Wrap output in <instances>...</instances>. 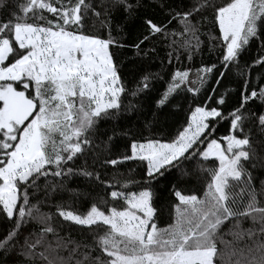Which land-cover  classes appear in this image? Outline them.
Returning <instances> with one entry per match:
<instances>
[{
	"label": "snow or ice",
	"instance_id": "snow-or-ice-1",
	"mask_svg": "<svg viewBox=\"0 0 264 264\" xmlns=\"http://www.w3.org/2000/svg\"><path fill=\"white\" fill-rule=\"evenodd\" d=\"M253 71L264 0H0V264H264Z\"/></svg>",
	"mask_w": 264,
	"mask_h": 264
},
{
	"label": "trees",
	"instance_id": "trees-1",
	"mask_svg": "<svg viewBox=\"0 0 264 264\" xmlns=\"http://www.w3.org/2000/svg\"><path fill=\"white\" fill-rule=\"evenodd\" d=\"M170 3L174 4H192L193 0H169ZM151 11V10H149ZM159 18V17H158ZM119 19V17H117ZM138 24L139 22H127L125 24V31L126 33H130V35L127 37V40H134L135 39V33L138 30ZM158 53L156 54V59L152 60L150 62L149 70L153 72H161L162 75L167 76L169 70L174 67H181V68H190L191 73L194 76L196 69L203 66V65H208L216 61V54L214 52H209L208 49L205 47L202 54L196 56V58L193 61H188V60H182V61H174L173 65H168L167 61H164V66L163 68L161 67V57L165 56V48L163 46H158ZM131 49L129 48H122V49H114V52L116 54V59L119 60H124L127 62V59L131 55ZM218 51V50H217ZM256 55V50H251L247 55L243 57L242 63L244 61L250 60L253 56ZM264 75V73H261L260 71H253L252 73V78L254 83H259V78ZM211 83V82H210ZM239 84H240V78L238 74L233 71L231 73H228L225 77V79L222 81L221 86L219 87V92L221 94H224L227 92L226 99L228 97H231V99H228V106L235 105L236 103V97H237V91L239 89ZM164 86V81H160L156 87L161 88ZM181 95H188L191 97V94H186L182 93ZM200 99H203V96L200 97ZM187 104H185V108H187ZM173 133L175 129H172ZM226 131V128L224 126H220L218 129V135L223 134ZM117 143L122 145L123 141L120 140L119 138L117 139ZM120 150L122 151L123 148L121 147ZM191 186V185H189ZM75 187V185H73ZM68 194H63V199L67 201L69 199ZM54 199H60V196H55ZM47 211V208L44 209ZM165 221H167V218H165ZM226 228V226H225Z\"/></svg>",
	"mask_w": 264,
	"mask_h": 264
}]
</instances>
